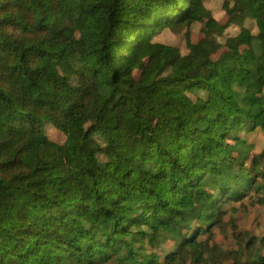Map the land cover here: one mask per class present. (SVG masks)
Listing matches in <instances>:
<instances>
[{"label":"trees","instance_id":"obj_1","mask_svg":"<svg viewBox=\"0 0 264 264\" xmlns=\"http://www.w3.org/2000/svg\"><path fill=\"white\" fill-rule=\"evenodd\" d=\"M221 255L264 264V0H0V264Z\"/></svg>","mask_w":264,"mask_h":264},{"label":"rangeland","instance_id":"obj_2","mask_svg":"<svg viewBox=\"0 0 264 264\" xmlns=\"http://www.w3.org/2000/svg\"><path fill=\"white\" fill-rule=\"evenodd\" d=\"M38 13H39L38 21L44 22V21L52 20L58 16H64L65 15V8L64 7H58V8L40 7V8H38ZM236 14L241 15L242 13L240 14V10H238L236 12ZM43 67H44V71L48 75H51V76H58L59 75L58 67L51 66L48 63H44ZM79 136H80L79 132L76 130H72L69 132L67 137H68V142L70 143L71 146L75 145L77 143ZM251 213L254 215L253 212H251ZM261 219H262V217L259 216L258 221L260 222ZM241 221L243 223H245L246 225H250L249 223H247L245 221V219H242ZM216 237L218 238V241H219L218 243H219L220 248L226 247L228 245L227 243L223 242V235L222 234H217ZM199 239H200L199 249H200L202 258L203 259L209 258L210 257V248H209L210 246H209V241H208L207 236H203ZM214 261L216 264H231L229 262V260L227 259V257L224 255H221L218 258H215Z\"/></svg>","mask_w":264,"mask_h":264}]
</instances>
